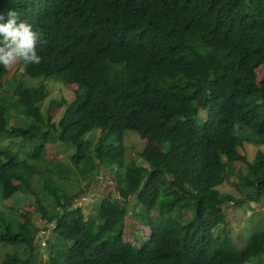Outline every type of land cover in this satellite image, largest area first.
<instances>
[{
  "label": "trees",
  "instance_id": "obj_1",
  "mask_svg": "<svg viewBox=\"0 0 264 264\" xmlns=\"http://www.w3.org/2000/svg\"><path fill=\"white\" fill-rule=\"evenodd\" d=\"M26 1L0 0V14L15 10L43 39L41 64L19 62V76L0 66V142L14 143L0 148V202L29 192L33 212L52 227L41 247L31 211L0 207V245L9 248L0 264H264V229L238 249L220 207L264 196V152L246 161L237 150L264 142L256 74L264 0H44L45 11ZM23 76L52 78L71 90L70 101L58 94L44 118L39 104L51 90ZM129 130L152 143L126 162ZM49 144L73 147L66 170L83 188L69 190ZM232 163L236 180L221 191ZM108 170L119 198L99 197L86 218L72 199ZM128 203L151 230L137 245L121 231Z\"/></svg>",
  "mask_w": 264,
  "mask_h": 264
},
{
  "label": "rangeland",
  "instance_id": "obj_2",
  "mask_svg": "<svg viewBox=\"0 0 264 264\" xmlns=\"http://www.w3.org/2000/svg\"><path fill=\"white\" fill-rule=\"evenodd\" d=\"M21 69L19 68L18 71L13 72L15 76H19ZM257 77L264 78V63L258 66L256 69ZM41 79H44L41 77ZM25 84L27 86L37 85L33 80H30L28 77L24 76ZM45 86L51 90V92L40 102L39 109L42 112V115L45 118V108L49 104L51 99L58 100L56 93L62 92L63 96L69 100L70 96L72 95V92L69 88H64L61 83L55 85V81L53 79L45 80ZM63 87V89H62ZM63 109V105L60 107H53L50 116L53 121H56L57 118L60 116ZM11 117L7 123V125H10L12 123ZM99 135V131L96 129H92L89 132L90 138H96ZM10 136H6L1 142H0V148L4 147H13L14 143L9 140ZM152 143L151 140H146V138L142 137V135H139L133 131H125L123 133V145H124V159L127 162L130 157L137 158L138 153L144 149L148 148L149 145ZM54 145H57L55 143ZM53 144H49L46 149L47 152V158L51 160L53 163V166L56 164H61L60 168L62 170V173L60 174L63 176L66 183H69L71 187H69V190L71 192H74L76 188H83L84 181H79V184H74V180L72 176L70 175L69 170L66 168L68 167V162L66 161V155L73 153V147L69 146V144H66V151L63 149L62 151L55 148ZM69 146V148H68ZM238 152L243 154L245 156L246 161H251V159L254 157V154L256 150H260L261 152H264V142H258L256 144H252L251 142L243 143L242 146L237 148ZM65 151V152H64ZM51 163V164H52ZM238 164L232 163L230 166L226 169V174L224 177V180L222 183L219 184V188L221 191H230V183L234 180H236V169ZM65 167V168H64ZM242 170H245L244 165L241 166ZM52 173V172H51ZM111 174L110 171H106L105 173L100 172L96 178L92 179L89 182V187L85 189V192L80 195L79 197L73 198L71 202V206H81L82 210L85 213V217L89 219L94 218L96 204L93 202H96V200L105 195L108 194L110 196L117 197V193L115 191V188L113 186L112 180H111ZM242 197L239 198L241 200ZM32 196L29 192L21 193V192H15L12 194L11 197H9L6 200H2L0 202V207L5 210L8 214L11 215H17L18 212H22L23 210H28L32 212V219L33 222L36 224V226L39 228L40 231L36 234V237L38 236L37 240L39 241V244L41 247H44V245L41 243L42 240H45V236L48 233V230L50 227H52V224H49L47 227L43 225L42 221L38 219V216L36 213H34L32 205ZM87 202V203H86ZM89 202V203H88ZM241 202V201H240ZM237 202V201H224L221 203L220 207L225 212L227 217V233L230 236V239L233 243V246L236 248L242 247L247 242V237L249 234L255 230V229H264V196H262L258 201H253L250 199L246 200L247 206L249 207H243V204ZM127 216L122 221L127 228L133 229V225L131 222L135 223L134 219V209L130 208V204H127ZM137 226L138 224L135 223ZM124 225V226H125ZM141 230L142 228L138 226ZM126 227H124L125 231ZM131 236V235H130ZM127 238V237H126ZM69 241H66V244H69ZM134 244H137V240L134 242ZM243 244V245H242ZM65 245V244H64ZM242 245V246H241ZM7 245H0V257L4 250H8ZM42 250V248H40ZM41 258L45 259L44 253H41Z\"/></svg>",
  "mask_w": 264,
  "mask_h": 264
},
{
  "label": "clouds",
  "instance_id": "obj_3",
  "mask_svg": "<svg viewBox=\"0 0 264 264\" xmlns=\"http://www.w3.org/2000/svg\"><path fill=\"white\" fill-rule=\"evenodd\" d=\"M36 1H38V5L37 7H33V8H36L37 10L43 9V11H45V8L47 6L46 1L33 0V2H36ZM30 24H31L30 21L28 24L27 22L20 20L19 14L15 10H11V9L8 10L6 15L0 14V66H2L3 68L11 69L12 71H14V67H16L17 71L20 68L21 69L20 73L22 74L23 68H22V65L19 64V62H23L26 65L28 64L39 65L42 63V57L37 52V45L43 43L42 34L39 31L33 30ZM41 77L35 80L29 77L28 78L30 80H33L35 83H41V82L45 83L44 79L45 80L52 79L50 77L49 78L43 77L44 79H41ZM58 94H62V92H57L56 95ZM70 99L67 100L65 98V100L67 101H70ZM111 197L119 198L118 193H117V197H114V196H111ZM93 203L96 204V209H95V213H96L98 209L99 198L96 200V202H93ZM126 208H127V204H126ZM187 209L189 210L190 207L188 206ZM127 213H128V210L126 209V213L124 217L122 218V221L126 218ZM152 213L154 214V212ZM134 219H135L134 220L135 223H137L138 226L142 228V230L134 222H131V224L134 226L133 229L131 230L127 228V226L121 221L122 223L121 231H122L124 240L126 241L130 240L133 244L137 240V244H138L140 239L141 240L143 238L148 239L149 233L151 230L148 226L144 225V223L141 222L139 219L137 220L135 217ZM124 227H126L125 231H124ZM38 231H40L39 228H38ZM133 238L135 240H133ZM37 239H38V236H37ZM41 243L42 244L44 243L43 240L41 241Z\"/></svg>",
  "mask_w": 264,
  "mask_h": 264
}]
</instances>
